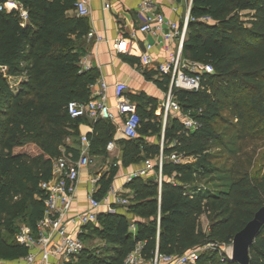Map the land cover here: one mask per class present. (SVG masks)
<instances>
[{"label":"trees","instance_id":"16d2710c","mask_svg":"<svg viewBox=\"0 0 264 264\" xmlns=\"http://www.w3.org/2000/svg\"><path fill=\"white\" fill-rule=\"evenodd\" d=\"M17 1L27 11L28 23L19 10L0 12V64L8 76L21 81L15 91L0 69V259L9 263L29 254L17 242L21 226L36 231L44 214L41 184L52 179L66 139L81 136L79 125L85 118L72 119L69 104L89 102L91 86L98 82L93 70L81 72L90 25L76 14V0ZM191 16L195 21L188 27L185 57L212 65L215 72L203 77L201 90L175 92L182 113L170 115L165 130L156 114L158 104L137 106L139 137L119 141L122 166H143L147 160L159 159L160 144L150 145L147 140L159 141L164 134L163 182L156 163L147 178L128 183L130 205L115 214H100L98 223L87 227L110 245L113 255L101 258L86 249L77 264H125L138 243L144 244L147 260L157 249L181 256L210 245L230 246L264 206V177L249 173L222 191L187 188L196 177L217 172L211 166L208 142L233 152L250 130L264 128V0H193ZM205 17L212 21L204 22ZM156 83L168 91L169 78ZM224 112L237 123L223 119ZM182 115L200 127L187 131ZM220 119L228 126L219 133L214 125ZM93 124L91 154L106 155L116 128L106 120ZM230 129L235 138L226 143ZM66 151L75 158L79 155L70 146ZM174 154L195 162L175 164L169 159ZM117 173L115 167L100 181L97 199L107 196ZM132 225L138 228L136 236L130 232ZM250 255V264H264V227ZM199 264L238 263L220 256L218 250H207Z\"/></svg>","mask_w":264,"mask_h":264},{"label":"built area","instance_id":"2783aa9c","mask_svg":"<svg viewBox=\"0 0 264 264\" xmlns=\"http://www.w3.org/2000/svg\"><path fill=\"white\" fill-rule=\"evenodd\" d=\"M120 0H102L104 9L111 10L114 2ZM186 4V15L181 21L171 20L165 14L158 12L155 7L156 0H141L139 5V17L141 20L138 31H133L129 37L120 35L113 42V50L118 55L134 56L135 47L138 46L137 33L151 36L155 43L147 42L145 50L140 55V62L144 67L153 68L161 79L169 78V89L162 102L163 129L167 127L170 115H181L182 109L177 101L176 91L196 92L202 88V80L205 75L213 74L212 65L190 60L185 57L184 45L187 39L188 27L195 19L191 16L193 0H180ZM90 0H76L75 11L79 17L88 18L91 15ZM10 5V6H9ZM19 10L25 23H28V13L17 0H4L0 2V12ZM174 12H178L174 9ZM204 22L212 21L205 17ZM88 41L101 43L94 30L89 31ZM162 46L168 53L167 59L157 62L152 56L155 46ZM81 72L91 71L89 61L83 56L80 61ZM1 71L9 80L10 86L15 91L18 89L16 79L7 75V68L0 64ZM108 86L105 82H97L91 86L90 101L78 103L73 101L69 104L68 112L72 119L89 118L93 123L98 120L116 123V134L126 140H135L139 137L141 117L137 105L124 96L125 87L118 85L116 88L117 104L112 107L109 104ZM114 110V111H113ZM183 125L187 131L194 132L200 125L188 115H182ZM164 135V134H163ZM72 138H67L66 146H70ZM81 149L77 158L67 153L66 146L62 148V156L55 161L53 177L50 181L41 184L44 191L43 218L38 222L37 229L33 232L26 225L21 226L17 236L20 246L29 250V254L22 260L9 263L0 259V264H77L81 254L87 249L85 235L87 227L98 223L102 213L115 214L120 208L130 205L129 198L123 190L111 188L103 200L97 199L100 191V178L92 179V190L88 194V208L76 211L78 186L81 172L90 169L95 164V158L91 154V139L89 136H80ZM116 148L114 141L110 142L106 149L112 152ZM164 136L162 138L161 156L157 161L159 167V182L162 184V168ZM175 164L182 163L181 156L176 154L169 158ZM155 165L147 160L144 165L132 173L127 183L135 178H147L154 170ZM177 185V184H175ZM214 245L194 249L184 255L174 256L162 254L157 249L152 259L147 260L143 256L144 244L138 243L135 249L126 257L125 264H199L200 255ZM231 250H232V245ZM231 259V257H230Z\"/></svg>","mask_w":264,"mask_h":264},{"label":"crops","instance_id":"0c3cea01","mask_svg":"<svg viewBox=\"0 0 264 264\" xmlns=\"http://www.w3.org/2000/svg\"><path fill=\"white\" fill-rule=\"evenodd\" d=\"M140 2L141 0L116 1L112 5L111 10L106 11L102 0H90L91 15L86 19L89 22L90 31L94 30L99 37L103 38V41L97 43L94 40L88 41L86 39L87 47L84 57L89 61L93 73L98 76V81H103L108 86L110 106L116 107V88L118 85H122L125 87L124 96L138 107L140 103H149V107L158 104L156 114L160 116L166 92L156 82H160L162 79L153 68L144 67L140 62V55L145 50V44L147 42L154 44L155 39L151 36L137 33L138 46L135 47L134 56L118 55L112 46L120 35L129 37L133 31H138L141 23L138 13ZM155 7L158 12L165 14L171 20L181 21L186 15V4L180 0H156ZM174 9H177L178 12H174ZM152 56L157 62H162L167 59L168 53L162 46L156 45L152 51ZM129 58L138 59L139 63H131L128 60ZM18 82L21 83V81H15V83ZM93 125V121L89 118L83 119V122L79 125L80 135L89 136L93 134ZM113 125L117 129L116 123ZM120 140L126 139L115 132L112 141L115 142L116 148L112 152L106 149V155H92L95 158L94 166L81 172L77 201L74 208L76 211H83L88 208L87 197L92 190V179L100 178L101 181L105 177L108 178L115 167H122L123 170H118L112 188L123 190V192L129 191H126V185L128 184L126 180L142 166H122V147L118 144ZM70 147L80 152L81 144L78 137L73 139ZM112 155H115V157L113 158ZM101 187L100 183V189ZM130 232L136 236L138 228L132 225Z\"/></svg>","mask_w":264,"mask_h":264},{"label":"rangeland","instance_id":"374dc122","mask_svg":"<svg viewBox=\"0 0 264 264\" xmlns=\"http://www.w3.org/2000/svg\"><path fill=\"white\" fill-rule=\"evenodd\" d=\"M246 13H243V17ZM125 93V92H124ZM163 113L160 114L159 121L164 123ZM223 119H226L229 123L236 124L235 118L228 112H224L222 115ZM223 119L217 122L214 127L218 129L216 131L222 132V129L225 126H228L227 122ZM183 122V120H182ZM168 123V120H167ZM200 125V124H199ZM231 130V129H230ZM191 132V131H189ZM195 132V131H194ZM193 133V132H192ZM150 138L147 142L151 145L160 144L162 145V138ZM234 134L231 130L228 133V136L224 140V142L229 143L231 139L234 140ZM152 139V140H151ZM207 147L209 149L208 153L212 155L211 157V166L217 169V172L213 176H207L205 178L196 177L192 182L187 184V188L197 187L199 189H212L213 191H222L223 189H227L234 181L239 179L241 176L249 173L253 176H258L260 178L264 177V128L261 126H256L249 132L248 138L245 140L239 141L237 146L234 147L233 152L229 149H226L223 144L208 142ZM113 158L115 155H112ZM182 163H194L193 159L186 158L183 159L181 157ZM155 165L157 161H152ZM123 168L120 167L118 170ZM127 181V180H126ZM128 189H126L127 191ZM127 198L132 197V192L129 190L124 192ZM123 209V208H121ZM120 210V209H119ZM203 227L207 230L208 221L206 218L202 219ZM23 226V225H22ZM13 240V238L11 239ZM85 242L87 245V249L91 252L95 253L99 257L108 258L112 256L113 253L111 251L110 245L101 240L96 234L92 233L89 229L85 235ZM220 249H217V246H213L207 250H218L220 256H225L229 260L232 255L231 246H220ZM207 250H203L201 252L205 253Z\"/></svg>","mask_w":264,"mask_h":264},{"label":"water","instance_id":"95a60500","mask_svg":"<svg viewBox=\"0 0 264 264\" xmlns=\"http://www.w3.org/2000/svg\"><path fill=\"white\" fill-rule=\"evenodd\" d=\"M264 227V206L255 214L243 230L235 235L232 243L231 260L238 264H250V251Z\"/></svg>","mask_w":264,"mask_h":264}]
</instances>
